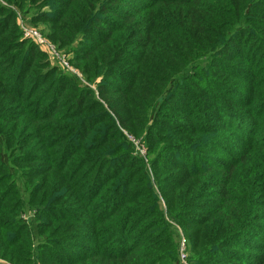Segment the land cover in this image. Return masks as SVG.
<instances>
[{
	"label": "trees",
	"instance_id": "1",
	"mask_svg": "<svg viewBox=\"0 0 264 264\" xmlns=\"http://www.w3.org/2000/svg\"><path fill=\"white\" fill-rule=\"evenodd\" d=\"M18 16L87 83L16 43ZM263 33L264 0H1L2 257L184 264L181 221L186 264H264Z\"/></svg>",
	"mask_w": 264,
	"mask_h": 264
},
{
	"label": "rangeland",
	"instance_id": "2",
	"mask_svg": "<svg viewBox=\"0 0 264 264\" xmlns=\"http://www.w3.org/2000/svg\"><path fill=\"white\" fill-rule=\"evenodd\" d=\"M1 1V0H0ZM52 12V11H51ZM17 35H16V43H24V48L27 46V44H30V42H32L33 44H37L39 47V54L42 57V61L46 62L49 66V68L55 69L57 68V70H62V71H68L71 73L72 72L71 69H73L74 71H76V73L80 74V75H76L78 78H80L83 82L87 83L86 79H84V76L81 74V69L80 67L77 66V61H74V51L70 52L69 54H64L63 51L65 50L64 47H60L59 44L57 42H55L52 37H49L48 34V27H47V23L44 21L38 22L37 24H30L28 22H26V20H22L19 16L17 18ZM35 32L37 34H39L43 41L42 42H38ZM261 37H264V33L261 34ZM56 55H62L65 56V60L68 62V66L66 67L65 65H63L59 58ZM83 77V78H82ZM89 88H91V90L94 91L93 95L96 96L97 90H98V86L97 84H86ZM29 86V85H28ZM96 98H98L96 96ZM122 133H124L126 135L125 132H123V130L121 131ZM127 136V135H126ZM121 138V137H120ZM117 140H119V136L118 138H116ZM128 140H125V142L133 149L132 154L133 156H135L136 158H138L140 161V164H146L149 168H150V164L151 161L155 155V153H151L148 151V149L146 147H144V143L139 142V139H136L134 136H127ZM122 142L123 138H121ZM120 140V141H121ZM162 149V148H161ZM163 154H162V158L160 160V162L163 164L164 159H166V161L168 162H179V163H185V162H191L192 159H180L176 156L175 153L170 151L169 147L164 148L163 150ZM157 170V168H156ZM160 176H162L160 173L157 174V177L160 178ZM140 180V179H139ZM159 182V181H158ZM158 182H156L155 185V193L159 195V191H158V187L157 185L159 184ZM138 186L142 187V183H140ZM159 186V185H158ZM17 197H15L14 200H16ZM162 202L164 203V200L161 198ZM20 202V201H18ZM33 207H31L30 204L26 205V214L23 216V218L26 220L28 217H33L34 216V211L32 210ZM181 221H176V222H172V225H176L178 228V237L177 239L180 240L179 244L181 245L180 248V255H181V260L183 261L184 264H186V252H184L185 249V238L189 237L191 235L190 230H184L183 227L179 226L182 225ZM186 238V239H187ZM34 245L32 247V250L37 249V241H34ZM87 244V243H86ZM71 247V252L63 249L61 250L60 247H58L57 245H54V247H52V250L49 251L51 252L55 257L57 258H61V259H65V260H70L72 258V256L74 255V253L78 254L80 251V249L78 247H75L74 243H70L69 245ZM88 246H90L88 244ZM73 248V249H72ZM38 250H36L34 253H23L20 255V260H16V259H9V257L7 258H3L2 255L0 254V264H49L46 263L44 261V257L41 256L42 252H44V250H40V254L38 255L36 252ZM74 252V253H72Z\"/></svg>",
	"mask_w": 264,
	"mask_h": 264
},
{
	"label": "built area",
	"instance_id": "3",
	"mask_svg": "<svg viewBox=\"0 0 264 264\" xmlns=\"http://www.w3.org/2000/svg\"><path fill=\"white\" fill-rule=\"evenodd\" d=\"M35 35H36V38L38 39V40H37L38 42H42V41H43L42 37H41L39 34H37V33L35 32ZM56 56L59 58L60 62H61L63 65H65L66 67H69V66H68V62L65 60V56H62V55H56ZM71 70H72V72H74L73 74L80 75V74L76 73V71H74L73 69H71ZM184 252H185V249H184Z\"/></svg>",
	"mask_w": 264,
	"mask_h": 264
}]
</instances>
